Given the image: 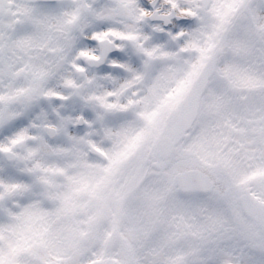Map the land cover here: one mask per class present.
I'll list each match as a JSON object with an SVG mask.
<instances>
[{"label": "clouds", "instance_id": "clouds-1", "mask_svg": "<svg viewBox=\"0 0 264 264\" xmlns=\"http://www.w3.org/2000/svg\"><path fill=\"white\" fill-rule=\"evenodd\" d=\"M0 264H264V0H0Z\"/></svg>", "mask_w": 264, "mask_h": 264}]
</instances>
